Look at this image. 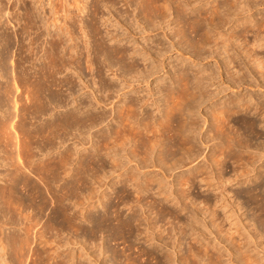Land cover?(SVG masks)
I'll use <instances>...</instances> for the list:
<instances>
[{"label": "bare ground", "instance_id": "obj_1", "mask_svg": "<svg viewBox=\"0 0 264 264\" xmlns=\"http://www.w3.org/2000/svg\"><path fill=\"white\" fill-rule=\"evenodd\" d=\"M104 1L106 3H104V5H103ZM104 1L101 3V6L102 5L105 6V5H109V4L111 6V5H114L116 2L117 3L119 2V0H104ZM132 1L133 0H127V2H129V3L130 2L132 3ZM201 1L206 2L208 0H135L134 3L136 6L134 9L140 8V11L142 13L144 21H146L148 23V25H151L152 29H157L158 24H161L162 22H164L165 19L167 17H169L170 11L172 10L173 14L175 13V15H173L174 16L173 20H174V22H176V29L174 28V30L172 32H170L171 33L170 36L175 35V37L179 38L178 40H182V43H184V45H183L184 48L185 49L188 48V50L192 52L193 56H199L201 54L202 50L204 48H206V46H208L211 49V52H209L210 54H214V53L215 54H222V53L225 54L226 58L222 61V64L225 67H229V65L231 63L236 62V65L239 66V68L236 69V72H239L240 68L242 69L243 67H245L246 69H250V67H252V68L256 69L260 75H263L264 74V58L258 57V55L254 52V49H256L255 46L257 45L255 41H257V42L259 41V43H260L259 45L264 47V12H262V13L259 12L260 15L256 19L246 18L244 21L242 20V21L238 22L233 27V29L226 35H224L225 33L222 34L220 32V28L223 27L225 25V23L230 21V20L228 21V18L230 15L231 16L240 15L242 13L243 6L249 4L250 1H255V2L258 1V2H261V4H262V2L264 0H250V1L249 0H213L212 5L209 6L210 8L208 7L209 9H207V8L205 9V7L204 8H197L196 3L201 2ZM60 2H61V0L59 1V3ZM82 2H80V0L77 2V4L81 3V5L78 4V7H77V9H79L78 11H80V12H84L83 10L86 7L85 3L84 2L82 3ZM99 2H101V1H99ZM247 2H249V3H247ZM258 2H256V3H258ZM94 3H95V1H94ZM13 4H15V3L13 2ZM49 4L51 6H50V13L48 15V22H52L53 26L56 25L58 22H61V24L60 25L58 24V26L60 27L61 25H63V27L61 26L60 30L59 31L57 30L56 32H53L51 30V32H53V33L50 34L51 37H50V39H49L50 41L48 43L49 46L45 47L46 50L44 51L45 53L43 55L44 61H47V62H44L43 64H40L41 62H38L40 64L38 67H36L38 65L37 63H36L37 65L34 66L35 62H34V64L32 62H30L31 65L29 68H25L24 66H22V63L26 62V59L28 61V58H32V55L35 53L34 49L36 46V41H39L41 39V38L39 39V37L42 33H44L43 30L45 29V28L43 30H42V28L40 29V27H42V26L40 25L38 20L40 19L39 16L41 17V15L38 16V14H37V17L39 18L37 20L36 18H34L32 16V14H31L32 11H29L30 9L28 10L27 7H26V9L28 10L27 15L29 17L28 19H30L29 27L30 28L36 27L37 30H39V29L42 30V33L38 31L39 32L38 34L34 33V34H36V36L31 35V37H33V38H30L28 46H26L27 44L25 45L26 47L22 44L23 41L20 42L16 32H15V34H11L12 36L10 37V39L13 40V41H11V45H13L12 43H14V40H15L14 44L17 43V46H19L18 44L21 43L23 45V47H25L24 52L28 53L26 58L22 57L20 59H17L16 61H14V63H13L14 65L10 66V67H12L11 69L8 66L7 67L9 69H7V67H5L3 65L6 63V61H10V60H7L10 56H8V57L5 56L6 58H4L2 56L0 57V62L2 61V63H1L2 65L0 64L1 65L0 69H3L5 74L3 72H1V73H3L4 74L3 76H5V78H6L5 79L3 77L4 78L3 80H6V81L1 80L3 83L0 82V140L3 142L5 147L14 146L15 149L16 148L22 149L21 145L23 146V143L26 144V147H27V145L29 147L28 150L25 152L24 150H26V149H25V144H24V150L23 151L21 150L23 153H25V156H24V154H21L24 156L23 161L21 159L22 162L20 164L17 163L18 164L17 167L14 165L15 170H13V172L11 174H8V178L6 175V178H7L5 180L6 182L5 181H4V183L0 182V199L3 201L4 205H6V207H8V209H12V208L16 207V205H15L16 202H14L13 198H17L16 201L18 200V202L20 204H22L23 207L26 206V208H27V206H32V208L38 210L40 215L36 212V214H38L39 216H38L37 221H35V222H38V220H40L39 223H43L47 227H50V229L48 228V230H51V231L56 230L57 234H55V237H58L59 239H57V241L54 239L53 241L55 244L57 243V247H60L62 245L61 243H67L68 242V241H64V237H62V232H64V230H66L69 227H71V228L73 227L74 230L75 229H76V231L79 230V231H81V233L83 232L84 235L86 234L85 236H87L88 234H92L95 236V234L97 232H99V231L100 232L101 231L106 232V230H107L111 234L109 236H111L113 239H117L119 237L122 238L124 236H126V237L128 236V239H129V237H131L132 235L139 232L138 228H141V227H137V226L138 225L141 226V224L143 223L142 217L140 216V213L143 211V209H140V207H141L140 205L143 203H141L140 205L135 204V203L142 202V199L146 201L145 198L148 197V195H149L148 193L151 189V184L155 180V178H154V180H151L152 181L151 183L150 182L148 183V181H146V184L144 183L145 186L143 188H141L140 187L141 184L139 185V177L140 176L138 175L139 172L137 173V171L139 169H141V166L146 167V166H150V165L155 164L154 160L156 158L153 157L154 160L151 158V155L154 151H157V153H156V155L158 154L157 158L158 157H159L158 159L161 158L160 160H162V165H167L166 162L170 159H171V161H173L172 164L176 165V163H177L176 159L177 158L175 156L177 154H185V153H186L185 156L187 154L189 155L190 152H192L196 149V141H198V139H200V140L201 139L203 140V138L205 139V137H203V136L206 134V137L208 136L207 139L218 138L220 140V143L216 144L215 148L217 147V145H219L217 148L223 149V151L226 150L228 154L235 153V154L241 155V151L243 152L245 150V148L247 149L251 144L250 141H249L250 144L248 143V140L251 139L249 137H251V135H255L256 133H258L257 131H255V127L257 126L256 120L253 118L247 117L246 114L249 113L250 111H253L254 113L258 112V114H260V116H262L261 120H260V122L262 123V122H264V112L258 106L252 107L253 105H251V103L249 101L250 98H248V97H247L248 99H245V98H241V99L228 98V99H225L224 101L217 103L209 111H207V112H209L208 113L209 119L208 118L205 119L208 121L207 127H206V130L204 131L205 134H202L200 136L201 132H203V131H201L202 129L200 130L199 128H201V125L203 126V124L201 122V115H200L201 111L199 110V105H201L202 102L204 103V101L211 100L216 95H218L219 90L209 92L208 89L206 88L208 83L213 82V80L215 79L214 76L216 74L212 75L213 74L212 73L211 76L205 77L204 72L206 70H201V69L194 70L189 65H186V64L184 65L182 63V64L177 65L176 67L172 68V75H173L172 79L171 78H169V80L163 79V80H160L158 82L156 89L158 90V92L162 96V98H161L162 101L160 100L161 102L158 101L155 97H152V96L150 97L149 94H151V95L153 94L152 89H151V93H148V96L146 98H144L142 95L140 96L138 94L135 83H140L141 81L148 82L152 73H154L155 71L151 70L149 67H143V69L138 67V62H137L138 61L137 60L138 59L137 58V52L138 51L136 49V45H129V46L123 45L122 46V44L120 42L115 43V41L118 40L117 38L115 39V36H116V35H114L115 31H111V32L109 31L108 35L105 33L109 37L108 38L107 36H105L101 33L100 26L97 24L98 20L96 21L94 18L89 17L90 19L88 21H85V22H89V24L86 23L85 26L88 27V29H87L88 34H90V37H92V40L89 42H87L85 40L86 43L84 46H82V44H81V47H82L81 48L79 46L80 43L78 44L77 43L78 41L75 42L76 36L74 37L71 34V33H73V31H71V30H74L75 28H73V29L71 28L69 30L67 29V27L69 25L70 26L68 28L72 27L71 24H73V22H75V19L78 16V15H76V17H75L74 14L70 15V11H69V9H67V7L70 3L68 4L67 1L64 0V2L62 3V6H61L62 7L61 10L59 9L60 6H58V4L54 3V5H53L50 2H49ZM11 5H12V3H11ZM132 5H133V3H132ZM110 6H108V7H110ZM202 6H204V5L202 4L201 7ZM13 7H14V5H13ZM97 7L95 6V9H97ZM92 8H93V6H92ZM92 8L90 9V11H95ZM100 8H99V10H101ZM148 9H149V12L147 11ZM3 10L4 9H2V11L1 10L0 11L3 12ZM59 11L64 12V13L63 14L61 13L62 15H60V14H58V13H60ZM35 13H38V12L36 11ZM133 13H134V17H136L137 14H135V12H133ZM13 16H14V14H13ZM17 17H15V18H17ZM25 18H27V17H25ZM61 18H62V20H61ZM80 20H82V19H80ZM80 20H78V21L80 22ZM84 20H86V17ZM158 20L159 21L161 20L162 22H157ZM82 22H84V21H81L80 23H82ZM85 22H84V24H85ZM68 23H69V25H68ZM44 25H45V23H44ZM75 25L76 24L74 23V26ZM26 26H27V24H26ZM29 27H27V29H29ZM36 28H35V30H36ZM238 28H239V30H236ZM22 29L24 30L26 28L22 27ZM23 30H21V31H23ZM32 30H31V32H33ZM29 31L30 30H28V32ZM34 32H37V31H34ZM47 33H48V30H47ZM249 33H251L252 37H253L252 39L249 38L250 40L247 38V36L250 35ZM21 35L23 36V34H21ZM42 36L43 35H41V37ZM67 36H68V39H70L72 41L71 43H69V40L66 39ZM24 37H26V36H24ZM106 37H107V39H109L111 41L113 40L114 42L107 44V42L105 41ZM239 38H241V39H239ZM10 39L7 40V38H5V40L7 41L8 44L10 43ZM65 39L68 40L67 41L68 43L66 42ZM240 40H242V42ZM2 41H4V40H2ZM6 41H5V43H6ZM152 42H154V40ZM162 42H160L158 40L157 42H154L153 45H156L157 49L162 48L165 45V44H162ZM23 43H25V42H23ZM26 43H28V42H26ZM34 43H35V46L33 47L32 45H34ZM161 44H162V46L159 47L158 45H161ZM38 45L39 44H37V47H38ZM179 45L182 46V44H179ZM232 45H234L238 49L239 54H242V56H244V58L247 59V62H245L243 65L240 61H238L236 56L234 57L233 55L229 54V48ZM21 47H19L20 52H21ZM19 48L17 47V49H19ZM84 50H86L85 54L87 57L85 59L86 68L91 70L92 66L94 65L95 66L94 68L97 71L96 74H99V77H100V75H102L101 74L102 63L100 62L99 58H103V64L104 63L106 64L107 70H111L112 67H114V66H117V68L119 70H121V73H122L121 79L123 81L122 82L118 81L120 83H115V82L114 83L113 82L107 83L106 81L105 82L103 81L102 76L100 77L101 86L103 87L104 91H106L105 100L109 99L110 95H112L113 93H116L117 90H125V92H128V91L133 92V93L127 95V97L125 96V98H123L121 105H116V106L114 105L113 106V109L111 110L114 113L112 115L113 116L112 122L110 124L107 123L108 126L106 125V129H104L105 132H103V129L101 130L103 132L102 133L103 135H100V138L97 139V141H96V143L98 144L97 147L94 146L90 150H89V148H86V147L83 150H78L77 148L72 147L73 150H71L72 148L70 149L68 147V148H64L65 150L62 153H60V155H59V159H58L59 160V166H58V168L60 169V172H61V170L64 172V169L67 168L66 165L68 164V162L69 161L72 162L71 160L74 159L75 164H76V169H75L76 172L73 171V172H75L73 179H74V181L76 180L75 182H77V183L79 182L80 185L85 186L84 189H79V191L81 192V195H83L82 192L85 193L84 191H86V193H88L87 189L89 190V187H92V186H86L87 184L88 185L90 184L89 182H92V181H95V182L99 181L100 182V181H102V179L105 176L101 175V173H100L101 171L99 169L102 168V171H104L103 169H105L109 165L108 163L111 164V166H109V168L113 169L112 171L115 172V170L116 171L120 170L118 175L123 178V179L115 182V184L120 183V186L115 188L114 192H113V193H115V196L118 198V201L121 200V201L125 202L124 200L129 201L131 199L132 195H131V193H129L131 188L128 189L129 191H127L126 185L130 181H135V183L137 181L136 184H138L137 185L138 187L136 186L135 183L134 184L137 187V188L135 187L137 189V192L136 191L135 192H136V194L138 193V197L136 196L137 199L134 198L135 200H137V202L133 203L134 205L132 203H130L131 204L130 205L131 215L128 214L129 216H123V214H122L123 212L119 208L120 205H119L118 201L115 203L114 201L111 202L112 200H109L110 198H106L107 200L104 202V199H103V201L101 200L102 201L101 204L103 207L101 209H104V210H103V212L101 211V214L96 215V216H93V215L91 216V214H90L88 216L86 215L85 218L83 216V218L86 220V221L85 220L84 221L87 222L88 225L91 222H95V224H96L95 228L86 226V223L84 225L80 221H78L77 215L75 214L76 212L75 213L71 212V211L69 212V206H67L68 201L66 203L64 202L68 198V195H69V193L67 191L66 192L64 191V189H66V188H64V187H63V189L61 188L59 195L57 194V192L59 190L53 189L52 183L49 180L50 178L49 179L47 178L45 170H47L51 167L47 171L52 173L51 169L54 168V164H50L49 166H44V167H49V168L44 170V167L41 164H34L33 163V160H32L33 156L32 155L35 152L33 154L31 153L32 149H34V148H37L38 150H42V149H40V147H42L41 143H43L44 145H48L50 147L57 146L56 145V144H58L57 142L62 143L65 139H67V138H65V136H67L68 132L71 133L70 132L71 129L77 130L78 133L80 134L81 132L83 133L84 131H87V129L89 130V128L92 125L94 126L95 123L101 122L102 120H103L102 122H104L105 121L104 119H106V117H108L107 119H109L110 115H108L106 113L107 111L105 112V110L104 111L102 110L103 112L101 111V112L89 113L88 107L91 105L90 104L91 102L82 101V102H79V104L77 103L78 105L74 106V108H71V110L68 109L69 112H67V113L63 112L64 114L58 115V117L54 116V118L52 115L51 118H53V120L50 119L51 121L48 120L49 122L45 121L46 123H43L44 121L41 122V120H42L41 118L45 114L49 113V112H46V110L49 109L48 111H50V108H48V107L52 106L53 108H55V107H59L61 105L63 106L65 104L68 105V99H69L68 95L71 96L72 92L74 90H76V89H74V88H76V87H74L76 84L75 83L76 80H72V78H67V77L65 79L58 80L56 75L58 73H60L62 71V69L67 68V67L69 68L71 65H73V68L79 67V69H81V67H80L81 59H82L81 55L84 54L83 53ZM150 52H148V53L151 54ZM217 52H219V53H217ZM148 53L146 55H148ZM6 54H7V52H6ZM155 54H157L158 57H160L161 53L159 54V52H157ZM4 55L5 54H3V56ZM8 55H9V53H8ZM35 55H36V53H35ZM13 58H12V61H13ZM35 58H36V56H35ZM29 60H33V59H29ZM248 60H251V63H249ZM36 62H37V60H36ZM249 65H250V67H249ZM79 69H78V71H79ZM93 69H92V71H93ZM250 70H249V72L251 73L252 70L251 71ZM209 71H211V70H209ZM206 72L209 73L208 71H206ZM119 74L117 76L118 78H119ZM241 74H242V72H241ZM169 76L171 77L170 74H169ZM230 78H231V76H230ZM20 85L24 87V90L26 91V93L24 90H21L22 88L19 90L20 87H18V86H20ZM64 86H65L66 91H68L67 93L63 94V95H65V98L62 97L63 95L61 93L59 94L58 92L52 91L53 87H55V88L58 87L61 89ZM23 92L25 93V102H23L24 100H22V102H23L22 103L21 99H24ZM103 94H104V92H103ZM103 94L101 95L102 97H103ZM84 100H86V99H84ZM90 100L91 99L88 98V101H90ZM19 101H20V104L22 103V105L19 104L20 106L18 105ZM94 101H96V100H94ZM103 101H104V98H103ZM10 103H12L11 104L12 107H17V108H15L16 110L13 108L14 111H11L8 108L4 109L1 107L3 105L4 106L8 105L11 108V105H9ZM13 104H14V106H13ZM104 104H105V102H104ZM8 106H6V107H8ZM90 111H91V109H90ZM95 111H96V109H95ZM241 111L245 112L244 113L245 115L242 116L241 118L234 119L233 115H235ZM202 115H203V113H202ZM116 118H118V119H116ZM28 119L29 120L31 119V121H32V119H35L37 122L36 125H33V123H31V121H27ZM39 119H41V120H39ZM14 121L16 122L15 125L13 124ZM230 123H233L234 125H236L235 130L230 125ZM97 125H99V124H97ZM101 131H100V134H101ZM85 133H87V132H85ZM72 134H74V133H72ZM75 135H77V134H75ZM81 137H85V136L81 135ZM73 138H75V137H73ZM256 138H257V136H256ZM76 139H78V137H76ZM80 139H82V138H80ZM80 139H78V140H80ZM207 139L204 141L207 142ZM5 140H7V141H5ZM81 141L80 142L78 141V142L83 143L85 140L83 142H81ZM20 143H22V144L19 146ZM34 143L36 144V146L33 145L34 147H32V144H34ZM126 146H128L127 148L130 147V149H132V150H130L129 152H126ZM255 147L257 149H259V148H263V145L261 144L260 147L258 145H256ZM35 150L36 149H34V151ZM213 151L215 152L216 150H214V148H213ZM219 151L221 152V150H219ZM110 152H112L115 155V157L118 155H119L118 157H120L121 153L123 154V152H124V155L127 154V157L124 158L126 160H122V159L119 160V158H117L118 160L112 159L111 161H109L108 159H106V157L111 155V154L109 155ZM245 152L242 155H245ZM138 153H141L140 156L142 155V157H140V159L138 157V159L141 160V161H139L140 163H138L137 162L138 160H136L133 163L135 166L132 165V166H134L133 168H127L128 165L126 162L127 161L129 163L133 162L132 158L129 155H131L133 157H135V156L137 157L139 155ZM195 153H196V151H195ZM18 154H17V157L19 158V156H21V155H18ZM73 154L76 155L75 158L73 157ZM190 155H192V153H190ZM210 156H212V154ZM9 157H11V154L9 155ZM121 157H123V156H121ZM186 157H188V156H186ZM193 157L194 156L190 157V160ZM222 157H224V158L221 160H218V158L215 160L217 165H219L221 167L226 162L225 156H222ZM259 157L260 156H257L256 154H252L249 152V154H247L246 161H248L247 163L254 164L255 160L259 159ZM20 158H22V157H20ZM135 158H133V159L135 160ZM172 158H174V159L172 160ZM196 158H194V159H196ZM242 158H243V156H242ZM242 158H240V159H242ZM188 159H189V157H188ZM214 159L215 158H213V160ZM235 159L240 161V159H237V158H235ZM160 160H159V162H160ZM164 160H166V162H163ZM243 160H245V159H243ZM18 162H19V160H18ZM163 163H165V164H163ZM167 163H169V162H167ZM47 164L48 163H46L45 165H47ZM156 164L159 165L157 163V160H156ZM169 164L172 165L171 163H169ZM179 164L180 163H178L177 165H179ZM10 165H12V164H10ZM130 165H129V167H130ZM160 165H161V163H160ZM170 165H168V166H170ZM168 166H164V169H166V167L169 168ZM224 166H225V164H224ZM171 167H173V166H171ZM248 167H250V166H248ZM248 167H246V168H248ZM246 168L241 169V170H243V171H241L242 174H239L238 171H237L238 173L237 172L236 173L239 176L243 177L244 174L246 175L249 172V170L244 171V169H246ZM164 169H162V170H164ZM219 169H220V167H219ZM223 170H224V168H223ZM251 170H252V168H251ZM98 171H100V172H98ZM112 171H111V174L114 173ZM141 171H142V169H141ZM104 172H102V174ZM106 172H105V174H107ZM124 174H126V175H124ZM141 174H142V172H141ZM234 176H235V174H234ZM48 177H49V174H48ZM141 177H143V176H141ZM152 178H153V176L150 179H152ZM256 178H257V180H259V182L256 185V187H258L261 185V182L264 179V177L260 173L258 175V177H256ZM145 179L148 180L147 177ZM226 179H228V178H226ZM141 180H142V178H141ZM192 181H193V179H192ZM99 182L96 183L97 185H95V186H98ZM141 183H142V181H141ZM158 183H160V186H158L159 188L158 187L157 188L160 189V187L163 185L162 181H160ZM112 185H114V184L112 183ZM114 186H116V185H114ZM221 186H223V185H221ZM221 186L220 187L217 186L216 188H221ZM214 187H215V185H214ZM161 189H163V186ZM214 189H212V191ZM225 189L223 188L220 190L224 192ZM92 191H93V189H92ZM94 191H96V190L94 189ZM215 192L217 193V191H215ZM223 192H221V193H223ZM258 192H260V191H258ZM258 192H257V194H255V197L260 194V193L258 194ZM66 193H68V194H66ZM86 193L81 197L82 198H84L85 196L88 197L86 195ZM89 193H88V195H89ZM227 193H228V191H227ZM90 194H91V196H93V194H95V192H93V194L92 193H90ZM132 194H134V193H132ZM220 195L221 194H219V196ZM221 198L222 197L220 196V200L217 199V195H215V193H214V195H212V196H207V201L215 200V201H213L212 206L216 207V202H218V200L220 202L224 199L223 198L221 200ZM85 199L88 200V198H84L83 199L84 202L87 201V200L85 201ZM164 199L168 200L169 198H168V196H166ZM161 200L160 201L157 200V203L153 202V199H152L153 203L151 201H146L150 204V205L146 204L148 206V209H150V210L155 209V213H156V215H153V216H156L153 219H150V216H149V218L147 217L149 215L148 214L149 210L147 212H145L148 214V215L146 214L147 216L142 215V216H144L143 218L146 220V224L144 223L146 225V227H145V225H143V226L145 227V230L148 228L147 229L148 232H149V230H151V232H152V230L155 232V227H156L155 223L156 222H158V221L162 222L164 220L167 221L169 218L166 219V215H170V216H172V218L178 219L179 214H180L179 213L180 210L184 211L186 215L189 214L187 217V219L189 220V223H190V221H194L195 223L198 222L197 218H196L197 208H195L196 210H190V209H187V205L185 207H181V208H179V207L182 205H180V206L177 205L180 210L174 209L176 207L171 208L166 204L167 201L163 202ZM128 201H127V203H128ZM84 202H83V204H84ZM133 202H134V200H133ZM228 202H226V203L228 204ZM230 203H232V202H230ZM181 204H184V202H182ZM122 205H123V203L121 204V207H122ZM124 205H126V204L124 203ZM128 207L129 206L127 205L126 209ZM143 207H145V205ZM193 207H195V206H193ZM208 207L209 206H207V208ZM213 207H211V208H213ZM17 209L19 211H21V209H19L18 206L15 210H17ZM139 209L142 211L139 212ZM225 209H226V206H225ZM32 211H34V210H32ZM110 211L113 212L114 215H109V214H111V213H109ZM23 212L24 211H22V213H20V214L22 215ZM152 212H151V214H154ZM186 212H189V213L187 214ZM217 212H218L217 209H213L211 212L212 215L211 214H209V215H210V217L212 216L211 222H212V225L216 226L215 230H217V231L219 230L218 232L221 233L222 232L221 230H223L221 226H223V225L220 226L219 222L216 223L217 221L221 220V218H219L220 220L216 221V219L219 216V214L217 215ZM3 213H5V212H3ZM143 214H144V212H143ZM34 215L33 214L31 216L25 215V217L22 216V219H21L22 221L18 225V226H20L22 224V226H20V229H19V227H18L17 231L13 229V231L10 232V234L8 233L9 236L4 235V236H6V238L3 237V235H0L1 236L0 237V246H1L0 249H1V251L3 249L5 250L7 245H9L8 247H11V250L13 251L16 258L18 259V264H25L27 262V260L30 259L29 257H30V255H32L31 253H33V251L35 250V245L39 242L36 245L37 246L36 250L38 249L37 250L38 253H37V257H36L38 264L44 263L43 261H47L49 263V261L51 259H52L51 261H53V264H68L69 263L68 260L71 259L70 253H66V252L62 251V252L52 254L50 252L49 248L53 244L48 239H46V240L42 239V237L44 236V233H42V234L38 233L40 236L39 235L36 236V235L32 234V232L34 230L33 231L31 230L32 228L30 227V225L34 221L33 219H35V217L37 216L36 215L34 217ZM81 217H82V215H81ZM151 217H152V215H151ZM187 219L185 221H187ZM8 220H9L8 218H6L5 220L3 218H2V220L0 219V230L1 231H2V229H5L4 225H7V224L9 225V223H14V221H15V219H14V221L11 219L10 222ZM178 221H179V219H178ZM179 222H182V221H179ZM15 224L16 223H14V225ZM34 224H38V223H34ZM163 224H164V222L162 223V225ZM185 224H186V222H185ZM160 225L161 224H159V225L157 224V226H160ZM12 226H13V224H12ZM46 226L43 228L45 229ZM93 226H94V224H93ZM16 227H17V225H16ZM39 227H40V225H39ZM181 227H183V226H181ZM181 227H179V228H181ZM231 228H233V226ZM235 228H236V230H235ZM235 228L233 231H230L231 237L229 239L232 242L234 240V244L231 245L232 248H229V250L227 248V250L229 252L228 254L232 257V258L230 257L229 261L235 260L233 257V253L236 252V253H239L238 257L240 256L239 258L236 257V259L238 258L237 260L239 262H240V260H242L244 262V264H261V263H259L260 260H258L257 257L253 256L252 254H249L251 251L248 252L247 249L246 250L242 249L244 246L247 247L246 245L248 244V240L246 239V237L248 235L243 234V232L240 233V230L237 229V227H235ZM44 229H43V231H44ZM182 229H184V228H182ZM230 229H228V230H230ZM145 230H144V232H145ZM135 231H137V232L135 233ZM217 231L215 232V235H216V233L218 234ZM257 231H259V230H257ZM3 232H4V230H3ZM36 232H38V231H36ZM162 232H164V229L161 231V233ZM179 232L183 233L182 230L181 231L179 230ZM142 233L143 232L141 231L140 235ZM161 233H160V236H163L164 233H162L163 235ZM226 233H227V231H226ZM235 233L237 234L236 236L234 235ZM3 234H5V232ZM145 234L148 235L147 231ZM151 234L153 236L155 235L153 233H151ZM227 234H229V233H227ZM245 235H247V236H245ZM88 236H90V235H88ZM88 236H87V238H88ZM165 236H167V235H165ZM217 236H219V235H216V237ZM260 236H261L260 233L256 232L254 234V236L251 238L252 240L250 239V241L254 242V248L258 247V245L260 244V243L258 244V242H256L257 240L255 241V238H258V237L261 238ZM262 236L264 237V235H262ZM91 237L93 238V236H90V238ZM146 237H148V236H146ZM146 237L144 238L145 240H146ZM224 237H227V235H225ZM234 237H237V239L235 240ZM148 238L149 239H147V240L153 239V237H151V236ZM68 239H70V238H68ZM163 239H165V237H163ZM163 239H161V240L163 241ZM219 239H217V240H219ZM226 239H228V238H226ZM261 239H260V242H262ZM129 240H127V241H129ZM131 240H132V238H131ZM72 241L74 242V240H72ZM224 241H226V240H224ZM193 243H195V242H193ZM202 243H200V245H198V249L203 247L204 248L203 252H205V253L200 252V249L198 251L204 255H207V258L209 259V264H226V262H224L222 259L223 253H222V250L221 251L219 250L220 247L217 248L216 245L210 246L209 244H207L208 242L207 243L205 242L206 245L204 247ZM219 243H221V242H219ZM222 243H223V240H222ZM164 244H165V242H164ZM40 245L43 248H45V249H43V253H44V255L42 254L43 257L41 256V252L39 249V248L42 249V247H39ZM222 245H224V244H222ZM260 245L263 246V244H260ZM226 246H229V245H226ZM193 247L195 248L194 245H193ZM143 249L144 248H142V250ZM145 249L146 250L145 251L143 250V252H145L146 256L147 255L149 257L151 256L152 259L155 260V264H173L172 263L173 262V260H172L173 256L170 257L171 256L170 253H169L170 254V256H169V254H167V252H165V251H164L165 253H163V252L159 253L160 251L158 253H155L153 251V249L151 250V248L149 249V247H148V249H147V247ZM262 249L264 252V248H262ZM248 250H250V249H248ZM246 251L248 253H246ZM34 252H36V251H34ZM195 252L188 251V253H190L192 256L191 258L189 257L190 254L189 255L186 254V255H188V257L190 259L194 260L193 262L196 261L194 264H198L200 261L198 256H200L201 254L199 255L198 254L199 252H198L196 255ZM0 256L2 258L3 255H0ZM186 259H187V257H186ZM186 259L184 258V260H186ZM5 261L6 260H4L3 258H2V260L0 259V264H5ZM47 262H45V263H47ZM72 262H70V264H72ZM142 264H146V263L143 262ZM190 264H192V263H190Z\"/></svg>", "mask_w": 264, "mask_h": 264}, {"label": "rangeland", "instance_id": "obj_2", "mask_svg": "<svg viewBox=\"0 0 264 264\" xmlns=\"http://www.w3.org/2000/svg\"><path fill=\"white\" fill-rule=\"evenodd\" d=\"M59 1L60 0H0V10L2 11V9H4L3 12L0 11V13H1L0 16L2 15L0 17V38L2 37L1 39L4 40V41H2L0 39V53H1L0 57L1 56L4 58H6L5 56L11 57V58L9 57L10 59L9 58L7 59L10 61H6V63L8 62L7 64L5 63L6 65L3 64L5 67L8 66L11 69L12 67H10V66L14 65L13 64L14 61H16L17 59H20L22 57L26 58L28 53L24 52L25 51L24 48L26 46H28L30 38H33V37H31V35L36 36V34H38L39 32L42 33V30L44 28H45L43 30L44 33L41 34L43 36L41 37V35H40V37H39V39L40 38L41 39L40 40L38 39L39 41H36V46H35V43H34V45H32L33 47L35 46L34 52L36 53V55L34 53L32 55V58H28V61L26 59V62L22 63V66H24L25 68H29L31 65L30 62H32L33 64L35 62L34 66H36L38 64L36 66V67H38L40 64L47 62V61H44L43 55L45 53L44 51L46 50L45 47L49 46L48 43H49V41H50L49 39L51 37L50 34H52L53 32H56L57 30L59 31L61 26L63 27V25H61L60 27L58 26V24L60 25L61 22H58L54 26H53L52 22H48V15L50 13V6H51L49 4V2L52 3L53 5H54V3L58 4V6H60L59 9L61 10L62 9L61 6H62V3L64 2V0H61L60 3H59ZM65 1H67L68 4L70 3L67 7V9H69V11H70V15L74 14L75 17H76V15H78L76 17V19L77 18L78 19L77 20L75 19V22H73V24L70 23L72 25V27L68 28L70 26L68 23L69 26L67 25L68 26L67 29L69 30L71 28L72 29L75 28L74 30H71V31H73V33H71V34L74 37L76 36L75 42L78 41L77 43L78 44L80 43L79 44L80 47H81V44H82V46L85 45V43H86L85 40L87 42L92 40V37H90V34H88V30H87L88 27L85 26L86 23L89 24V22H85V21H88L91 17L94 18L96 21L98 20L97 24L100 26L101 33L103 35L107 36L109 34V31L110 32L115 31V34H114V35H116L115 39L116 38L118 39V40H116L117 42L115 41V43L120 42L122 44V46L123 45L124 46L136 45V49L138 51L137 52L138 67L141 69H143V67H149L151 70L155 71L154 73H152L148 82L141 81L140 83H135L138 94L140 96L142 95L144 98H146L148 96V93H151V89H152L153 94L152 95L149 94L150 97L152 96V97H155L158 101H160V100L162 101V99H161L162 96L160 95V93L156 89L158 82L160 80H163V79H165V80H169V78L172 79L173 78L172 77L173 76L172 75V68L176 67L177 65H180L182 63L184 65L185 64L189 65L194 70L201 69V70L208 71L209 73H207L206 71L204 72L205 77L211 76L212 73H213L212 75L216 74L214 76L215 79L213 80V82H210L211 84L208 83L206 88L208 89L209 92L219 90L218 95H216L211 100L204 101V103L202 102L201 105H199V110L201 111V112L199 111L200 115H201V122L203 124V126L201 125V128H199L200 130L202 129L201 131H203V132H201L200 136L202 134H205L204 131L206 130V127H207L208 121L205 120L207 118L209 119V117H208L209 112H207V111H209L213 106H215L217 103L224 101L225 99H228V98H235V99L245 98V99H248V98H250L249 101H250L251 105H253L252 107L258 106L264 112V74L260 75L257 72V70L250 67V65H249V67L252 71L250 69H246L245 67H243L242 69L240 68L239 72H236V69L239 68V66L236 65V62L231 63L229 65V67H225L222 64V61L226 58L225 54L224 53H222V54H215V53L210 54L209 52H211V49L208 46H206V48H204L202 50V52L199 56H193L192 52L189 51L188 48L187 49L184 48V46H183L184 43H182V40H178L179 38L175 37V35L170 36V34H171L170 32H172L174 30V28L176 29V22H174V20H173V17H174L173 15H175V13L173 14L172 10H171L172 12L170 11L171 15L168 13L169 17H167L164 22H162L161 20L157 21V22H162L161 24H158V27L156 26L157 29H152L151 28L152 26L148 25V23L146 21H144L142 13L140 11V8L134 9L136 6L134 3L135 0L132 1L133 5L131 2L130 3L127 2V0L126 1L125 0L124 1L119 0L118 3L116 2L114 5H111V6H110V4L103 6L104 3H106L104 0H98V1L97 0H80V2L83 1L86 5L85 9L83 10L84 12H80V11H78L79 9H77L78 4L81 5V3L77 4V2L79 0H65ZM94 1H95V3H94ZM99 1H101V2H99ZM13 2L15 4H13ZM102 2H103V5L101 6ZM256 2H258V1H256ZM256 2L255 1H250V3L247 2L249 4L243 6V10H242V13L240 15H238V16H231L230 15L228 18V21L229 20L230 21L225 23V25L220 28V32L222 34L225 33L224 35H226L233 29V27L238 22H240L242 20L244 21L246 18H250V19L258 18L260 13L264 12V1L262 2V4H261V2H258V3H256ZM11 3H12V5H11ZM201 3L204 6L201 7V5H202ZM212 3H213V0L212 1L208 0L206 2L205 1L197 2L196 3L197 5L196 4L195 5L197 6V8H204L205 7V9L206 8L209 9L210 8L209 6H211ZM13 5H14V7H13ZM92 6H93V8H92ZM95 6L96 7L100 6L101 8L100 7L99 8L102 11L99 10L98 7H97V9H95ZM106 6L107 7L110 6V7L107 8ZM26 7L28 8V10L30 9L29 11H32L31 14L34 18H36L37 20L40 18L38 21H39L40 25L42 26V27H40V29L42 28V30H40V29L37 30L36 27H35L36 30H35V28L29 27L30 19H28L29 18L27 15L28 10L26 9ZM91 8L94 9L95 11H90ZM36 11L38 13H35ZM147 11L149 12V9ZM59 12L60 13H58V14H60V15H62L64 13L61 11H59ZM133 12H135V14H137L136 17H134ZM13 14H14V16H13ZM37 14H38V16L41 15V17L39 16V18H38ZM15 17H17V18H15ZM25 17H27V18H25ZM85 17H86V20H84ZM80 19H82V20H80ZM61 20H62V18H61ZM78 20H80V22L84 21L85 24H84V22L80 23ZM44 23H45V25H44ZM74 23L77 25V26L75 25L76 27L74 26ZM26 24H27V26H26ZM22 27L26 28V29H24L25 31L22 29ZM27 27H29V29H27ZM21 30H23L24 32ZM28 30H30V31L28 32ZM31 30L33 32H31ZM47 30H48V33H47ZM51 30L53 32H51ZM236 30H239V28ZM34 31H37V32H34ZM15 32L18 35L20 42L21 41L25 42V43L22 42V44L24 46L27 44L25 47H23V45L21 43L18 44L19 46H17V43L14 44L15 40H14V43H12L13 45H11V41H13V40H11L10 37L12 36L11 34H15ZM20 33L23 34V36ZM34 33H36V34H34ZM249 34L250 35H248L247 38L252 39L253 38L252 34L251 33H249ZM24 36H26V37H24ZM107 37L105 38V41L107 42V44L114 42L113 40L111 41V40L107 39ZM5 38H7V40L10 39L9 44L7 43ZM66 39H68V36ZM239 39H241V38H239ZM68 40H69V43L72 42L70 39H68ZM68 40H66V42ZM153 40H154V42H157L158 40L160 42L163 41L162 44H165L164 47L157 49L156 45H153L154 44V42H152ZM5 41H6V43H5ZM240 41L242 42V40H240ZM26 42H28V43H26ZM255 42L257 45L255 46L256 49H254V52L258 55V57L264 58V47L259 45L260 44L259 41L258 42L255 41ZM37 44H39L38 47H37ZM162 44L158 45V46L161 47ZM179 44H182V46H180ZM15 45L18 48L22 46L21 52H20V48L17 49V47ZM235 48L236 47L234 45L230 46L229 54L233 55L234 57L236 56L238 61H240L243 65L245 62H247V59L244 58V56H242V54H239L238 49L237 48L235 49ZM85 51L86 50H84V52H83L84 54L81 55V58H82L81 59V65H80L81 69H79V67H75V66H74L75 68H73V65H71L72 67L70 66L69 68L68 67L64 68V69H62V71L60 73H58L56 75L58 80L65 79L66 77L72 78V80H76L75 81L76 84L74 86V87H76V88H74L76 90H74L75 92L74 91L72 92L71 96L68 95L69 99L67 98L68 99V105L65 104L63 106L61 105V106L55 107V108H53L52 106L48 107V108H50V111H48L49 109L47 108L48 110H46V112H49V113H47V114L44 113L45 115L43 117L41 116L42 120L41 119H39V120H41V122L44 121L43 123H46L48 120L51 121V120H53L54 116L58 117V115L69 112V110H71V108H74V106H77L79 104V102H82V101L91 102L90 104L92 106L94 105L93 107L91 105L88 107L89 111L88 110L87 111L89 113L101 112L102 110L103 111L105 110V112L107 111L106 113L108 115H110L109 119H107L108 117H106V119H104L105 120L104 122H102L103 121L102 120L101 122L95 123L94 126L92 125L90 127L91 129L89 128L90 131L87 129V131H84L83 133L81 132L80 134L78 133L77 130L71 129L72 130V131L70 130L71 133L68 132L67 136H65V138H67V139H65L62 143L57 142L58 144L55 143L57 146H54V147H50L48 145H44L43 143H41L42 147H40V149H42V150H38L37 148H34L36 150L34 151V149H32L33 152L31 151V153L33 154L35 152L32 155L33 156L32 160H33L34 164H41L43 167L49 166L50 164H54V168L51 169L52 173L47 171L51 167L50 168L44 167V170L49 168V169L45 170V172H46L47 178L48 179L50 178L49 180L52 183L53 189L59 190L57 192V194L59 195L61 188L62 189H63V187L66 188V189H64V191L65 192L67 191L70 196L68 195V198L64 202L65 203L67 201L69 202V203L67 202V206H69V212L70 211L74 212V213L76 212L75 214L77 215L78 221H80L84 225L86 223V226L95 228L96 227L95 222H91L88 225V223L85 222L86 220L84 218L86 217V215L88 216L90 214H91V216L92 215L96 216V215L101 214V211L103 212V210H104V209H101V208H103L102 204H101L103 199H104V202L107 200L106 198H110L109 200H112L111 202L114 201L115 203L118 201V198L115 196V193H113V192H114L115 188L120 186V183L115 184V182L123 179L122 177H120L118 175L120 170L119 171L115 170V172L112 171L113 169L109 168V166H111L110 163H108L109 165L105 169H103L105 172L107 171L106 172L107 174H105V172L102 171V168L99 169L101 172L100 171H98V172H100L101 175L105 176L104 177L105 179L103 178L102 181H100V182L98 181L99 185L103 182L100 186L99 185L95 186V185H97L96 183H98V182H95L92 180H91L92 182H89L90 183L89 185L88 184L86 185V186H92V187H89V190L87 189L88 193L90 192L93 194V192H95V194H93V196H91V194L89 193V195L91 196L90 197L88 195V193H86V191H84L86 193V195L88 196V197H86V196L84 197V198H88V200L85 199V201L87 200L88 202L87 201L84 202L83 201L84 198H82L81 196H83L85 193L82 192L83 195H81V192L79 191V189H84L85 186L80 185L79 182L77 183V182H75L76 180L74 181V179H73L74 175H75L74 173L76 172V170H75L76 164H75L74 159L71 160L72 162H70V161L68 162V164L66 165L67 168L64 169V172L62 170L60 172V169L58 168V166H59V160H58L59 155H60V153H62L65 150L64 148H68V147L70 149L72 147H74V148H77L78 150H83L85 147L89 148V150L91 148H93L94 146L97 147V145H98L96 143L97 139H99L100 135H103L102 133L105 132L104 129H106L107 123L110 124L112 122V118H113L112 115L114 113L111 110L113 109V106L114 105L115 106L121 105L123 98H125V96L127 97V95H129L133 92L132 91L125 92V90H117L116 93H113L112 95H110L109 99L105 100L106 91H104L103 87L101 86L100 77L102 76L103 81L104 82L106 81L107 83L108 82L109 83L110 82L111 83L112 82L113 83L114 82L120 83L118 81H121V82L123 81L121 79L122 78L121 77V74H122L121 70H119L117 68V66L112 67L111 70H107L106 64L105 63L103 64V58H99L100 62L102 63V67H101V74L102 75H100V77H99V74H96L97 71L95 70L94 65L92 66V69L94 68L93 71H92V69L90 70V69L86 68L85 59L87 57H86ZM6 52H7V54H6ZM148 52H150L152 55L149 54ZM157 52H159V54L161 53L160 57H158V55L155 54ZM8 53H9V55H8ZM147 53H148V55H146ZM217 53H219V52H217ZM3 54H5V55L3 56ZM35 56H36V58H35ZM12 58H13V61H12ZM29 59H33V60H29ZM36 60H37V62H36ZM248 61H249V63H251V60H248ZM38 62H41V63L39 64ZM1 63H2V61L0 62V64ZM1 65H0V68H1ZM8 67H7V69H9ZM78 69H79V71H78ZM209 70H211V71H209ZM249 70L251 71V73L249 72ZM1 72L4 73V70L0 69V73ZM241 72H242V74H241ZM3 73L0 74V76L2 75L0 77L1 83H3L2 81H6V80H3L5 78V76H3L5 73L4 74ZM118 74H119L120 79L117 77ZM169 74L171 75V77L169 76ZM230 76H231V78H230ZM18 87H20L19 90L21 88H22L21 90H24L23 86L20 85ZM52 91L58 92L59 94L61 93L62 95L68 92V91H66L65 86L62 87L61 89L58 87L57 88L53 87ZM103 92H104V94H103ZM25 93H26V91H25ZM25 93L23 92L24 99H21V102H22V100H24L23 102H25ZM102 94H103V97L101 96ZM62 97L65 98V95H63ZM88 98L91 100L88 101ZM103 98H104V101H103ZM84 99H86V100H84ZM94 100H96V101H94ZM104 102H105V104H104ZM22 103L20 104V101H19L18 105L19 104L22 105ZM11 104L12 103H10L9 105H11ZM6 106H8V105H6ZM6 106L3 105L1 107L4 109L8 108L11 111H14V109L17 108V107H12V105H11L12 109L9 106L8 107H6ZM13 106H14V104H13ZM90 109H91V111H90ZM95 109H96V111H95ZM202 113H203V115H202ZM244 113L245 112H242V111L238 112L237 114L233 115V118L234 119L241 118L242 116L245 115ZM52 115H53V118H51ZM246 116L256 120L257 126L255 127V131H257L258 133H256L255 135H251V137H249L251 139L248 140V143L250 141L251 144L249 143L250 146L247 149L245 148V150L243 149L244 150L243 152L241 151V155L244 154V152L246 151L245 152L246 156L242 155L243 158L241 155H238L235 153L228 154L226 150L223 151V149H218L217 147L219 145H217V147H216L218 149L217 150L215 148V146H216V144L220 143V140L218 138L207 139L208 136L206 137V134H205L203 136V137H205V139L203 137H202L203 140L201 139L204 143L200 139H198V141H196V149L194 151L190 152V153H192V155H190V153H189L190 156L188 154L186 155L189 157V159H188V157L185 156L186 153L185 154H177L175 156L177 158L176 159L177 160L176 165L178 163H180L179 165H177V166L173 165L172 164L173 161H171V159L168 160L167 162L171 163L172 165L167 163L166 160H164L163 162H166L167 165H162V160H160L161 158L158 159L159 158V157L157 158L158 154L156 155L157 151H154L151 155V158L153 160H154V158H156L154 160L155 161L154 163L156 164V160H157V163L159 165L161 163V165L159 166L157 164L156 165L154 164V165H150V166H146V167L141 166L142 171H141V169H139V170L142 172V174L139 170L137 171V173L139 172L138 175L140 176L139 177V185L141 184L140 185L141 188H143L145 186L146 181H148V183L149 182L151 183L152 182L151 180H154V178H155L154 182L151 184V189L148 193L149 194L148 197L150 196L151 198L150 197L145 198L146 201L152 202V199H153V202L157 203V200L160 201L162 199L161 201H163V202L167 201L168 202V203L166 202V204L169 207H171V208L176 207L174 209H179L181 207H185L186 205H187V209H190V210H196L195 208H197V210H196V212H197L196 218L198 221L197 223H195L194 221H190V223H189V220L187 219L189 212H186L188 214V215H186L184 211L179 209L180 210L179 213L181 215L179 214L178 219H179V221H182V222H179L177 218L174 219V218H172V216L166 215V219L169 218L167 221L164 220L162 222L158 221L155 223L156 227H157V228L155 227V232L157 231L156 233L153 230H152V232H151V230H149V232H148V230H147L148 228L145 230L146 220L143 217L147 216L149 214L147 217L149 218V216H150V219H153L154 217H156V216H153V215H156L155 209H153V210L148 209L147 205L149 203L143 199H142V202H140V203H138L137 200H135V199H137L136 196L138 197V193L136 194V192H137L136 188L138 187L137 186L138 184H136L137 181H136V183H135V181H130L131 183L130 182L127 183L126 189H127V191H129L128 189L131 188L129 191V193H131V195H132V196L130 195L131 199L129 198L131 201L130 200H129L130 202L128 200H124L125 202H123L121 200L118 201V203L120 205L119 208L122 210L123 216L131 215V209H130L131 204L130 203L133 204V203L137 202L135 204H138V205L143 203L140 205L141 206L140 209H143V211L139 209V212L142 211L140 213V216L142 217L143 223L141 224V226H139V225L137 226V227H141V228H138L139 232L135 231V233L137 232L136 233L137 235L134 234L131 237H129L130 240L128 239V236L113 239L111 236H109L111 234L107 230H106V232L101 231L102 233L100 231L97 232L95 234L96 237L92 234H88L90 236H93V238L92 237L90 238V236H88V235H87L88 236V238H87V236H85L86 234L84 235L83 232L81 233V231H79V230L76 231V229L74 230L73 227L72 228L69 227L66 230H64V232H62V237H64V241H68V242L67 243H61L62 245L60 247H57V243L55 244L53 241L54 239L56 241H57V239H59L58 237H55V234H57L56 230H52V231L48 230V228L50 229V227H47L43 223H39L40 220H38V222H35V221H37L38 216L40 215L39 211L32 208V206H27V208H26V206L23 207L22 204H20L18 202V200L16 201L17 198H13L14 202H16V204H15L16 207H14V208L16 209L18 206V208L21 209V211H19L18 209H17L18 210L17 211L14 208L8 209V207H6V205H4L3 201L0 199L1 200L0 201V219L2 220V218H3L5 220L6 218H8L9 222L11 219L13 221L15 219L14 223H16L15 225H14V223H9V225L8 224L4 225L5 229H2V231L0 230V235H3V237L6 238V236H4V235L9 236L10 232H12L13 229L16 231H17L18 227L20 229V226H22V224L20 226H18V225L22 221L21 220L22 216L25 217V215L31 216L32 214L33 215L35 214L34 217L37 215L36 216L37 218L35 217V219H33L34 221L31 223V225L29 224L30 227L32 228V229L31 228L30 229L32 231L33 230L35 231V232L33 231L32 234L38 236L39 234L44 233V236L42 237V239H44V240L48 239L54 245V246L52 245L49 248V250L52 254L62 252V251L66 252V253H70L71 259L69 258L70 260H68L69 261L68 264H70V262H72V261H73L72 264L73 263L74 264H142L143 262H145L146 264H155V260L152 259L151 256L150 257L148 255L146 256L145 252H143V250L144 251L146 250L145 249L146 247H147V249H148V247H149V249L151 248V250L153 249V251L155 253H158L159 251H160L159 253H161V252H163V253L167 252V254L170 253L171 256H170V254H169V256L170 257L173 256V258H172L173 264H190V263L194 264L196 261L193 262L194 260L190 259L192 256L190 253H188V251H190V252L196 251L195 252L196 255L199 252L198 251L199 249H200V252H203L204 251L203 247L198 249V245H200V243H202V242H203L202 244L204 247H205L207 242H208L207 244H209L210 246L216 245L217 248L220 247L219 250L220 251L222 250V253H223L222 259L224 262H226V264H244V262L242 260H240V262L237 260L240 256L238 257L239 253H236V252L233 253V257L236 261L235 260L229 261L231 256L228 254L229 253L228 250H229V248H232L231 245L234 244V240L232 242L229 239L231 237L230 231H233L234 228L237 227V229L240 230V233L243 232V234L248 235V236L245 235V236H247L246 239L248 240V244L246 245L247 247L244 246L242 249H244V250L247 249L248 252L251 251L249 254H252L253 256L257 257L258 260H260L259 263L264 264V254H263L264 252L262 249V248H264V237L262 236V235H264V211H263L264 210V179L261 182V185H260L261 187L260 186H258L259 188L256 187L257 183L259 182V180H257L256 177H258V175L260 173L264 177V122H262V123L260 122L262 116H260V114H258V112L254 113L253 111H250L249 113L246 114ZM116 119H118V118H116ZM27 121H31V119L30 120L28 119ZM32 121H31V123H33V125H36V123H37L36 120L32 119ZM15 123L16 122L14 121L13 124L15 125ZM97 124H99V125H97ZM230 125L233 127L234 130L236 129V127H235L236 125H234L233 123H230ZM102 129H103V132L101 131ZM100 131H101V134H100ZM85 132H87V133H85ZM72 133H74V134H72ZM75 134H77V135H75ZM81 135L85 136V137H81ZM256 136H257V138H256ZM73 137H75V138H73ZM76 137H78V139H80V138H82V139L78 140V139H76ZM206 139H207V142L204 141ZM5 141H7V140H5ZM78 141L79 142L84 141V142L79 143ZM21 144L22 143H20L19 146ZM24 144L25 143H23V146L21 145L22 149L21 148L15 149L14 146L5 147L3 142L0 140V182L4 183V181L8 178V174H11L13 172V170H15V166L17 167L18 164H20L23 161V157L25 156V153L22 152L24 150ZM261 144L263 145V148L257 149L255 147L256 145H258L260 147ZM33 145L36 146L35 143L32 144V147H34ZM128 146H126V152H129L130 150H132V149H130V147L127 148ZM212 147L214 148V150H216L215 152L213 151ZM28 148H29L28 145L26 147V144H25L26 150H24V151L26 152L28 150ZM71 150H73V148ZM219 150H221V152ZM195 151H196V153H195ZM249 152L252 154H256L257 156H260L259 159L255 160L254 164L247 163L248 161H246L247 154H249ZM10 154H11V157H9ZM17 154L18 155L24 154V156L21 155L18 158ZM75 154H73L74 158L77 155V154L76 155ZM138 154L139 155L137 157L135 156L137 159L135 157L129 155L132 158L133 162L129 163L127 161L126 162L128 165L127 168H133L135 166L133 163L136 160H138L137 162L140 163L139 161H141V160H139V159H140V157H142V155L140 156L141 153H138ZM211 154H212V156H210ZM220 154L222 156H225V158H226V162L224 163L225 166L223 164L222 167L217 165V163L215 161L217 158H218V160H221L224 158ZM109 155L110 156L106 157V159H108L109 161H111L112 159H117V158H119V160H121V159L126 160L124 158L127 157V154L124 155V152H123V154L121 153L120 157H118L119 155L115 157V155L112 152H110ZM121 156H123V157H121ZM192 156H194V157L191 158V160H190V157H192ZM20 157H22V158H20ZM138 157H139V159H138ZM133 158H135V160ZM174 158H172V160ZM194 158H196V159H194ZM213 158H215V159L213 160ZM235 158H237V159L242 158V159H240V161H238ZM17 159L19 160V162ZM21 159H22V161H21ZM243 159H245V160H243ZM159 160H160V162H159ZM46 163H48V164L45 165ZM10 164H12V165H10ZM163 164H165V163H163ZM129 165H130V167H129ZM132 165H134V166H132ZM168 165H170V166H168ZM244 165L246 167H248V166H250V167L246 168ZM164 166H168L169 168L166 167V169H164ZM171 166H173V167H171ZM218 166L220 167L221 170L219 169ZM161 168L164 170H162ZM223 168H224V170H223ZM243 168H246V169H244V171L249 170V172L246 175L244 174L245 177L244 176L241 177L237 174L238 172H239V174H242L241 171H243V170H241V169H243ZM251 168H252V170H251ZM110 170L114 173L111 174ZM73 171H75V172H73ZM102 172H104V173L102 174ZM47 173L49 174V177H48ZM234 174L237 178L234 176ZM6 175H7V178H6ZM124 175H126V174H124ZM151 175L153 176L152 179H150L152 177ZM141 176H143V177H141ZM146 177L148 178V180L145 179ZM217 177L218 178L220 177L221 179L220 178L218 179ZM141 178H142V180H141ZM226 178H228L229 180ZM192 179H193V181H192ZM159 180L162 181L163 185L162 184L161 185L163 186V189H161L162 186L160 187V189H158L159 188L158 186H160V183H158V182H160ZM141 181H142V183H141ZM112 183L116 186L112 185ZM134 183L136 184L137 187L135 186ZM214 185H215V187H214ZM221 185H223V186H221ZM217 186L218 187L221 186V188H216ZM91 188L93 189V191ZM223 188L224 189L226 188L224 192L220 190ZM94 189L96 191H94ZM212 189L217 191L218 194L214 190L212 191ZM227 191L229 194L227 193ZM258 191H260V192H258ZM221 192H223V193H221ZM257 192H258V194L259 193L260 194L255 197V194H257ZM68 193H66V194H68ZM132 193H134V194H132ZM214 193H215V195H217V199L220 200V196L222 197L221 200L224 198L222 201L219 202V200H218V202H216V207L212 206L213 201H215V200L207 201V196H212V195H214ZM219 194H221V195L219 196ZM166 196H168V198H169L168 200L164 199ZM132 199L134 200V202ZM227 200L228 201L230 200V201L228 202ZM127 201H128V203H127ZM83 202H84V204H83ZM182 202H184V204H181ZM226 202H228V204ZM230 202H232V203H230ZM122 203H123V205L121 207ZM124 203L126 205H124ZM127 205L129 206L127 208L128 210L126 209ZM144 205H145V207H143ZM177 205L178 206L182 205V206H180L178 208ZM224 205L226 206V209H225ZM193 206H195V207H193ZM207 206H209V207L207 208ZM211 207H213V208H211ZM213 209H217V211H218L217 215L219 214V216H220V217L218 216L216 221L220 220L219 218H221L220 221L216 222V223L219 222L220 226L223 225V226H221L223 229V230H221L222 231L221 233L218 232L219 230L218 231L215 230L216 229L215 225H212V222H211L212 216L210 217L209 214H211ZM32 210H34V211H32ZM148 210H149L148 214L145 213ZM22 211H24V212L21 215L20 213H22ZM3 212H5V213H3ZM36 212L39 215L36 214ZM143 212H144V214H143ZM151 212L154 214H151ZM109 213H111L109 215H114V213L111 211ZM150 214L152 215V217ZM81 215H82V217H81ZM142 215H144V216H142ZM83 216H84V218H83ZM185 218L187 219V221H185L186 220ZM163 222H164V224L162 225ZM185 222H186V224H185ZM34 223H38L41 228L39 227L38 224H34ZM12 224H13V226H12ZM93 224H94V226H93ZM157 224L158 225L161 224V225L157 226ZM16 225H17V227H16ZM143 225H145V227ZM42 226L43 227L46 226V228L44 229ZM181 226H183V227H181ZM232 226H233V228H231ZM179 227H181V228H179ZM182 228H184V229H182ZM43 229H44V231H43ZM163 229H164V232H162V233H164V235L161 233V231ZM228 229H230V230H228ZM256 229L259 231H257ZM3 230H4L5 234H3L4 233ZM140 230L143 232L141 235H140V233H141ZM144 230H145V232H144ZM179 230L180 231L182 230L183 233H180ZM225 230L229 234H227ZM235 230H236V228H235ZM36 231H38V232H36ZM146 231H147L148 235L145 234ZM216 231L218 232V234L216 233V235H219L217 237L215 235ZM159 232L163 236H160ZM256 232H259L261 235L260 237L261 238L263 237V238L262 239L259 237L255 238V241L257 240L256 242H258V244L259 243L263 244V246L259 244L260 246L258 245V247L254 248V242L250 241V239L254 236V234ZM151 233H153L155 235L153 236ZM165 235H167L168 237ZM225 235H227V237H224ZM234 235L236 236L237 234L235 233ZM146 236H148V237L151 236V237H153V239L147 240L149 238ZM145 237H146V240L144 239ZM163 237H165V239H163ZM68 238H70L71 240ZM131 238H132V240H131ZM160 238L163 239V241ZM216 238L217 239L220 238L219 239L220 241L217 240ZM226 238H228L229 240ZM234 238H235V240L237 239V237H234ZM126 239L129 241H127ZM260 239L262 240L263 243L260 242ZM72 240H74V242ZM222 240H223V243H222ZM224 240H226V241H224ZM164 242H165V244H164ZM193 242H195V243H193ZM219 242H221V243H219ZM222 244H224V245H222ZM225 244L229 245V246H226ZM36 245H35V250H34L36 252L33 251V253H31L32 255H30V257H29L30 259H28L25 264H38L37 263L38 261L36 258L37 253H38V251H37L38 249L36 250V248H37ZM193 245L195 246V248L193 247ZM8 246L9 245H7L5 250L4 249L2 250L3 252L0 249V255H3L2 258L4 260H6L5 264H8V263L9 264H18V259L16 258L13 251L11 250V247H8ZM39 247H42V246L40 245ZM142 248H144V249L142 250ZM227 248H228V250H227ZM39 249L41 252V256L43 257V255H44L43 249H45V248L42 247V249L41 248H39ZM248 249H250V250H248ZM247 251H246V253H248ZM200 252L198 253L199 255L201 254L200 256H198V258L200 260L198 264H209V259L207 258V255H204ZM203 253H205V252H203ZM186 254H188V255L190 254L189 255L190 258ZM185 256L187 257V259ZM236 257H238V258L236 259ZM2 258L0 256L1 260H2ZM184 258L187 261L184 260ZM50 261H49V263L47 261H43L44 263H42V264H51V263L53 264V261H51V262ZM45 262H47V263H45Z\"/></svg>", "mask_w": 264, "mask_h": 264}]
</instances>
